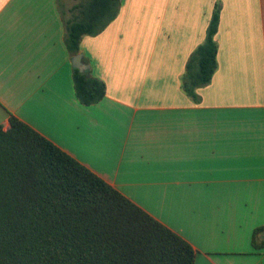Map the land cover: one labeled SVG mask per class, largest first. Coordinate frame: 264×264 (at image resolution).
Returning a JSON list of instances; mask_svg holds the SVG:
<instances>
[{
  "label": "crops",
  "instance_id": "0c3cea01",
  "mask_svg": "<svg viewBox=\"0 0 264 264\" xmlns=\"http://www.w3.org/2000/svg\"><path fill=\"white\" fill-rule=\"evenodd\" d=\"M217 4V69L192 97L183 77ZM88 15L106 21L81 42L106 85L91 106L65 44ZM11 116L187 240L195 264H264V0H0L5 130Z\"/></svg>",
  "mask_w": 264,
  "mask_h": 264
},
{
  "label": "trees",
  "instance_id": "16d2710c",
  "mask_svg": "<svg viewBox=\"0 0 264 264\" xmlns=\"http://www.w3.org/2000/svg\"><path fill=\"white\" fill-rule=\"evenodd\" d=\"M219 22L217 4L183 77L192 97L217 69ZM105 26L97 15L66 22L70 55ZM73 79L81 104L106 96L90 71L74 68ZM10 124L0 126V264H195L197 251L182 236L19 118ZM263 232L255 231V247Z\"/></svg>",
  "mask_w": 264,
  "mask_h": 264
},
{
  "label": "water",
  "instance_id": "95a60500",
  "mask_svg": "<svg viewBox=\"0 0 264 264\" xmlns=\"http://www.w3.org/2000/svg\"><path fill=\"white\" fill-rule=\"evenodd\" d=\"M82 58H83L82 54H78V55L74 56L73 65L75 68H78L84 72V71L88 70V67L82 63ZM263 238H264V235H263Z\"/></svg>",
  "mask_w": 264,
  "mask_h": 264
}]
</instances>
